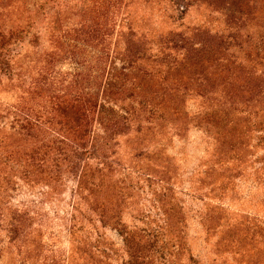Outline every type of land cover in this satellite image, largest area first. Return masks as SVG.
Here are the masks:
<instances>
[{"label":"rangeland","instance_id":"374dc122","mask_svg":"<svg viewBox=\"0 0 264 264\" xmlns=\"http://www.w3.org/2000/svg\"><path fill=\"white\" fill-rule=\"evenodd\" d=\"M0 35V264H134L121 225L140 264H264V0H0ZM74 84L140 120L95 122L91 189L16 122Z\"/></svg>","mask_w":264,"mask_h":264},{"label":"trees","instance_id":"16d2710c","mask_svg":"<svg viewBox=\"0 0 264 264\" xmlns=\"http://www.w3.org/2000/svg\"><path fill=\"white\" fill-rule=\"evenodd\" d=\"M8 33L9 35H14L16 30L13 29ZM0 38V47H2L6 38L3 35H0ZM131 60L134 62L137 61L134 56ZM128 61L132 63V61ZM5 65L7 68L9 67L8 63H5ZM128 66L130 65L128 64ZM128 75L129 74L126 76L128 77ZM113 86L114 85H112L109 90V96L112 95V99L109 98V101H113L114 98L120 99L119 97L126 91V88H122V85H119V87L116 85V89ZM73 87H76V84L70 85L69 87L66 86V91L62 94L50 96L48 105L41 110L25 109L19 105L18 112L16 113V122L21 136L28 135L31 132L45 133L46 139L43 141L42 146L50 152L53 160L57 162L56 171L63 170L64 173L71 174L73 177L77 178L78 187L86 189L87 187L90 188L92 185L90 181H92L96 175L101 176L98 170L99 168L94 169L89 164L80 166V150L88 144L91 148L95 147V122L100 118L104 124V129L111 130L113 128H118L121 130L125 128L124 125H127L128 122L131 123L135 120H140L138 116L135 115L136 113L134 111H125L124 114L121 115L112 113L102 116L100 108L103 103H100L93 94L83 92L79 88L80 91H74L72 90ZM134 89H136V87H134ZM129 95L132 96V93ZM138 105H140V102ZM162 116H164V114H162ZM168 116L170 115L168 114ZM207 117H213V119L216 118L217 120L223 121L221 116H219L218 110H214L211 113L207 111L203 112L199 115L198 119L201 118L204 121ZM62 166H64L63 169ZM29 178H31V176L25 177V179ZM47 178L50 179V176H47ZM118 227V229H120V231H118L123 236L129 257L133 260L134 264H140V262H138L140 260V239H137L140 237L139 231L125 228L122 225ZM13 229L15 233L18 231L17 226H14Z\"/></svg>","mask_w":264,"mask_h":264}]
</instances>
